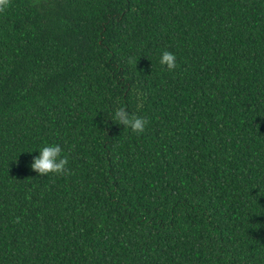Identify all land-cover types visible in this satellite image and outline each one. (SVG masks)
I'll return each mask as SVG.
<instances>
[{
	"label": "trees",
	"instance_id": "trees-1",
	"mask_svg": "<svg viewBox=\"0 0 264 264\" xmlns=\"http://www.w3.org/2000/svg\"><path fill=\"white\" fill-rule=\"evenodd\" d=\"M0 264H264V0H8Z\"/></svg>",
	"mask_w": 264,
	"mask_h": 264
},
{
	"label": "clouds",
	"instance_id": "clouds-1",
	"mask_svg": "<svg viewBox=\"0 0 264 264\" xmlns=\"http://www.w3.org/2000/svg\"><path fill=\"white\" fill-rule=\"evenodd\" d=\"M8 6V0H0V12H3ZM158 63L162 68L174 71L176 68V56L173 52L163 50L159 53ZM108 118L116 125H122L132 133L142 134L148 125V120L142 116L134 115L126 108L118 106L109 115ZM28 154L37 153L32 156L28 165L31 171L39 176L59 175L67 171L68 159L63 155L62 146L58 143L45 142L36 149L24 151ZM23 153V152H22Z\"/></svg>",
	"mask_w": 264,
	"mask_h": 264
}]
</instances>
